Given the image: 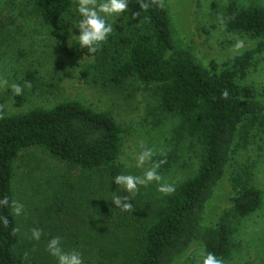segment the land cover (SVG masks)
Returning <instances> with one entry per match:
<instances>
[{
	"label": "rangeland",
	"instance_id": "374dc122",
	"mask_svg": "<svg viewBox=\"0 0 264 264\" xmlns=\"http://www.w3.org/2000/svg\"><path fill=\"white\" fill-rule=\"evenodd\" d=\"M169 1L182 39L211 72H220L225 63L258 43L249 34L228 31L226 13L232 0ZM236 1L243 8L264 6V0ZM76 7L73 0L61 20L48 23L34 11L33 0H0V81L7 80V85L0 84L3 116L71 100L108 112L123 130L118 174L142 176L152 162L165 161L158 169L161 183L176 190L200 171L204 156L200 140L178 136L180 117L162 109L153 87L134 78L120 88L110 83L114 61L126 49L118 37L147 30L139 0H128V11L106 18L113 32L99 45L103 52L97 56L75 55L81 18ZM237 40L243 41L240 49L234 48ZM29 73L37 80L30 88L25 86ZM237 82L255 88L256 99L264 104V52ZM13 84L23 87V104H17ZM145 148L154 155L151 162L139 166L138 156ZM116 175L109 169L73 168L40 146L21 152L12 183L13 199L23 205L21 214H15L20 239L14 264H57L47 249L49 240L57 236L64 251L81 253L83 264H135L144 222L171 194L159 192L155 181L139 186L129 197L133 210L123 211L112 200L129 193L115 184ZM235 183L238 190L251 186L261 192L260 207L245 217L233 213ZM134 210L138 211L135 219L125 218ZM220 223L231 228V252L224 264H264V115L254 122L248 119L241 127L226 172L207 203L202 226ZM34 228L42 232L39 240L32 238ZM202 252L206 253L205 245L196 240L174 264H199Z\"/></svg>",
	"mask_w": 264,
	"mask_h": 264
},
{
	"label": "trees",
	"instance_id": "16d2710c",
	"mask_svg": "<svg viewBox=\"0 0 264 264\" xmlns=\"http://www.w3.org/2000/svg\"><path fill=\"white\" fill-rule=\"evenodd\" d=\"M33 3L43 21L54 23L70 11L73 0ZM140 11L147 30L118 37L126 49L123 57L114 61L110 83L120 88L134 78L153 87L162 109L180 117L178 136L198 138L204 156L199 173L182 183L164 204L157 205L154 217L144 222L138 234L140 250L135 264H174L196 240L203 242L206 253L227 258L231 252L229 224L204 227L202 220L214 188L232 158L241 127L248 119L254 122L264 115V104L256 99L255 88L237 82L264 52V6L243 8L236 0L229 4L228 31L249 34L258 43L225 63L220 72H211L182 39L169 0H165L163 8L152 5ZM101 51L98 46L91 53L78 44L75 55L97 56ZM26 79L30 84L37 81L32 73ZM224 90L229 93L228 99L221 96ZM24 93L23 90L22 95H16L17 104L24 103ZM122 132L112 114L76 100L0 118V199L7 197L9 201L8 205H0V216L9 220L7 227L0 221V264L16 262L14 251L20 236L18 231L13 234L17 218L11 205L14 164L20 153L40 146L73 168L109 169L116 175L120 171L117 161L122 151ZM238 187L236 184L238 193L232 198L233 213L235 217H245L260 207L261 192L251 186H240L239 190ZM137 212L124 216L135 219Z\"/></svg>",
	"mask_w": 264,
	"mask_h": 264
},
{
	"label": "clouds",
	"instance_id": "9594fccd",
	"mask_svg": "<svg viewBox=\"0 0 264 264\" xmlns=\"http://www.w3.org/2000/svg\"><path fill=\"white\" fill-rule=\"evenodd\" d=\"M140 8L147 10L152 5L158 8H163L165 6V0H139ZM76 11L81 17L78 21L77 28L80 34L77 36L78 42L81 47L87 48L89 52L95 53L98 50V46L105 42L109 35L113 32L112 24L108 23L107 17L113 15H121L128 11V0H76ZM134 15H138L134 14ZM243 47V41L237 40L234 45L235 49H240ZM0 84L7 85V80L0 81ZM26 87H31L30 83L26 82ZM11 89L15 95H22L23 87L19 84L11 85ZM222 98L228 99L229 93L224 90L221 93ZM3 105H0V118H3ZM154 152L152 149L145 148L138 156V165L143 166L147 162L152 161ZM165 161L152 162L151 167L148 168L142 176H136L132 174H117L114 177V182L116 185L123 186L129 195L114 196L112 202L123 211H132L133 204L130 201V194H135L139 190V186H147L151 182H157L158 191L170 195L175 192V187L171 184L161 183L162 176L159 174L158 169L161 164ZM9 201L7 197L0 199V205H8ZM12 208L16 215H20L23 210V205L19 202L13 201ZM0 221L3 222L4 226L7 227L9 220L6 216H0ZM19 231V229H14L13 234ZM32 238L39 240L42 232L40 229L34 228L31 230ZM47 249L49 253L56 257L57 264H83V259L81 253L78 251H64L61 247V237H53L49 240L47 244ZM27 256V254H25ZM202 260L199 264H224L222 258H218L214 253L207 252L201 253Z\"/></svg>",
	"mask_w": 264,
	"mask_h": 264
}]
</instances>
